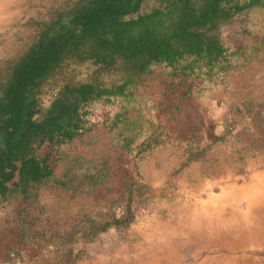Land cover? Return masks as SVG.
Masks as SVG:
<instances>
[{"label": "rangeland", "instance_id": "obj_1", "mask_svg": "<svg viewBox=\"0 0 264 264\" xmlns=\"http://www.w3.org/2000/svg\"><path fill=\"white\" fill-rule=\"evenodd\" d=\"M74 1L2 0V71L34 43L40 22ZM220 32L232 54L223 63L196 61L187 74L154 66L124 93L88 103L85 129L53 144L56 169L35 186L34 205L20 212L19 192L0 199V264L17 245V215L40 231L69 229L85 214L108 218L112 204L135 221L79 243L78 264H264V16L245 11ZM51 99L42 95L37 116ZM226 124L232 133L212 143ZM134 181L149 187L148 203L129 204Z\"/></svg>", "mask_w": 264, "mask_h": 264}, {"label": "trees", "instance_id": "obj_2", "mask_svg": "<svg viewBox=\"0 0 264 264\" xmlns=\"http://www.w3.org/2000/svg\"><path fill=\"white\" fill-rule=\"evenodd\" d=\"M245 11L264 16V0H203L199 6L195 0H75L40 22L34 43L5 67L6 73L0 68V199L19 192L20 212L34 205L35 186L56 169L53 144L69 143L85 129V109L95 98L124 93L154 66L187 74L196 61L213 66L228 60L232 54L220 31ZM113 73L118 77L106 79ZM45 93L52 99L37 116ZM231 133L226 124L212 143ZM202 152L191 153L187 163ZM128 192L129 204L137 198L144 205L152 198L144 183L134 181ZM111 208L108 218L85 214L69 229L40 231L29 215H17L18 242L1 264H78L79 243L93 242L113 227L127 228L136 219L134 213L117 215L115 205Z\"/></svg>", "mask_w": 264, "mask_h": 264}, {"label": "crops", "instance_id": "obj_3", "mask_svg": "<svg viewBox=\"0 0 264 264\" xmlns=\"http://www.w3.org/2000/svg\"><path fill=\"white\" fill-rule=\"evenodd\" d=\"M261 202H263V203H264V198H262V199H261Z\"/></svg>", "mask_w": 264, "mask_h": 264}, {"label": "clouds", "instance_id": "obj_4", "mask_svg": "<svg viewBox=\"0 0 264 264\" xmlns=\"http://www.w3.org/2000/svg\"><path fill=\"white\" fill-rule=\"evenodd\" d=\"M0 2H2V0H0Z\"/></svg>", "mask_w": 264, "mask_h": 264}]
</instances>
